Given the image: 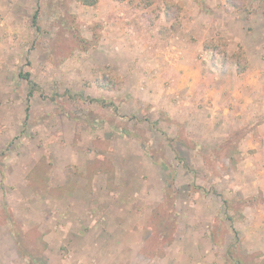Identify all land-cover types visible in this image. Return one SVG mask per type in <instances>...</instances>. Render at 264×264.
I'll use <instances>...</instances> for the list:
<instances>
[{
  "label": "rangeland",
  "instance_id": "374dc122",
  "mask_svg": "<svg viewBox=\"0 0 264 264\" xmlns=\"http://www.w3.org/2000/svg\"><path fill=\"white\" fill-rule=\"evenodd\" d=\"M182 68L218 100L210 130ZM257 93L264 0H0V264H196L198 228L201 264H264Z\"/></svg>",
  "mask_w": 264,
  "mask_h": 264
},
{
  "label": "crops",
  "instance_id": "0c3cea01",
  "mask_svg": "<svg viewBox=\"0 0 264 264\" xmlns=\"http://www.w3.org/2000/svg\"><path fill=\"white\" fill-rule=\"evenodd\" d=\"M182 67H185V66L182 65ZM179 69L176 71L177 74L180 76L179 78L177 77L178 83L180 84L178 89H180L181 92H184L185 95L178 92L180 94V100H179L180 104H178V106H180V108L181 107H186V108L190 107V108H188V111L185 110V108L184 109L181 108V111H185V114L183 117H186L188 119V120H186L187 122L190 121L189 119H192L191 121H193L195 123L198 122L199 124H207L209 127V130H210L211 126L216 124V122H219V120L225 118V117L221 116L222 114L217 115V109L219 107L218 106L219 104H218V100L216 97L214 99H213V97L212 98L210 97V95L213 93L211 86H210V83L207 80H205V78H202L201 71H200L201 69H194L190 72H188V70H186L187 68H185V70L183 68H182V70H179ZM243 75H244L243 73L238 74L236 76V79L242 80ZM250 86H251V82H249V84L247 86L249 88V90H250ZM243 88H245V87H243ZM255 88H257V84H256V87L254 86V89ZM242 91H244V89ZM201 92H203V93H201ZM245 94L247 95V91ZM210 98H211V101H210ZM223 100H225V99H223ZM223 100H219V101H223ZM261 100H263L262 101L263 103L260 105ZM167 101H166V105L168 106V110L172 113V110L169 109V107L171 106L170 105L171 103L169 100H167ZM255 101H256V105H257L256 107L262 111V114H264V94L260 93V95H259L257 93V98L255 99ZM209 102H210V104L212 103V107L210 106V104L206 105ZM250 106L254 107V105H252V103L249 102V100H246L245 104L241 107L242 108L241 110H244V108L247 109ZM237 109L233 110L232 112L238 113L239 108H237ZM260 110H257V113H261ZM228 111H229V109L227 107L225 108V111L222 110V112L224 114ZM222 123H224L226 125L227 123H229V121L224 119ZM258 127H259L261 133H263L262 137L264 138V123H262L261 125H258ZM227 134H228V130H224V137L227 136ZM112 192L115 193V191H113V190H112ZM105 227H107V226H105V224L103 226L99 227L98 232L100 231L99 233H103L105 231L107 232L108 229H110V228H105ZM111 229H113V228H111ZM131 230L133 231L134 229L132 228ZM204 230L205 229L201 230V228L197 229L198 234H199V241L196 243V245H197L196 252L197 253L194 256V261L196 264H201V261H204L205 259H208V261L210 263L217 261V257L213 253L214 251H212V250H205L206 252L202 251V249H203L202 247H204V245H202L201 235H204L205 233L204 232L201 233V231H204ZM262 231L264 233V228ZM65 235H66V237L68 236V239L66 241L67 242L66 245L69 248H71L73 243L69 244V240L71 238L69 236L72 235V232H71V234L69 232H67ZM255 242H253V244L252 243L246 244V247H245L246 251H249V252L255 251V250L261 251V249H264V247L262 246V242H260V241H258L256 243ZM185 248H186L185 245H183V251L185 250ZM187 248H188V246H187ZM135 249H136V247H135ZM114 251H116V248L114 249ZM206 253L208 255H206ZM187 254L189 256V253H187ZM114 260H115V258L113 259V264L114 263H118V264L122 263L121 261L114 262ZM235 260H236L235 264H237L238 263L237 257H235ZM80 262H81L80 264H101L99 261L97 262V260H95V259H90L87 262H85L82 259ZM73 263L78 264L77 261L70 262V260L68 263H65V264H73ZM110 263H111L110 260H107L105 262V264H110ZM134 263H136V261H134ZM130 264H132V262H130ZM144 264H148V263L144 262Z\"/></svg>",
  "mask_w": 264,
  "mask_h": 264
},
{
  "label": "trees",
  "instance_id": "16d2710c",
  "mask_svg": "<svg viewBox=\"0 0 264 264\" xmlns=\"http://www.w3.org/2000/svg\"><path fill=\"white\" fill-rule=\"evenodd\" d=\"M84 1H85L86 3H90V4H93V3L96 2V0H84ZM37 18H38V17H37V14H35L34 19H33V22H34V23H36ZM21 75H22V76H25V78L28 79L29 82H30V84L32 85V88H31V90H30V95H32V94H33V88L36 86V83L30 79V74H29V73L21 74Z\"/></svg>",
  "mask_w": 264,
  "mask_h": 264
}]
</instances>
